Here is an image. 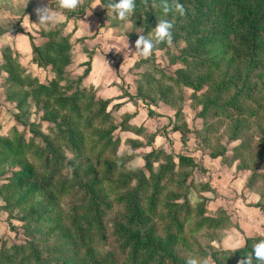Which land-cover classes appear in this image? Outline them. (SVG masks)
<instances>
[{
	"label": "rangeland",
	"instance_id": "rangeland-1",
	"mask_svg": "<svg viewBox=\"0 0 264 264\" xmlns=\"http://www.w3.org/2000/svg\"><path fill=\"white\" fill-rule=\"evenodd\" d=\"M24 1L26 0H0V12L4 15L1 23L3 27L19 24L18 20H22L24 9L29 10L28 7L25 8ZM96 2L97 0H81L77 9L71 10L74 14L67 16L65 21L50 28L40 25L32 28L30 41L41 50L40 54H43L41 63L37 67L31 68L29 59H27L29 61L19 59L20 55L12 45L14 41L11 35H7V38H10L8 45H5L9 47L4 49L3 54L4 57L11 58L7 67L13 74L9 76L1 65L0 139H7L9 144L0 140V250L6 248L12 251L13 245L30 241L31 234H33L32 244L43 247L42 250L55 240L65 241L66 236L60 238L61 228L49 233L47 230L58 223L63 228V220L55 217L62 215L65 219L72 207L81 204L80 200L84 193L77 188L73 170L79 174L78 178H82L83 173L90 169L93 177L99 178L111 202L104 216L107 239L103 241L96 239L87 250L75 248L65 251L63 255L74 257L78 262L85 251L92 255L110 251L113 258L118 256L119 261L123 260L127 257V252L121 253L116 236L112 233L114 223L119 219L123 220L124 202L119 200V194L131 189L133 191V187L138 183L137 171L140 169L149 176L142 155L151 148L170 150L174 156L184 151L193 157L196 164L193 171L190 168L184 171L188 176L182 186L163 180L160 185L165 186L166 190L156 194L158 199L155 205L149 204V200H144V196L140 199V202L144 203L146 217L153 215L151 210H155L157 214L162 210L165 213L167 202L181 204L184 198L189 201L190 205H187L191 208L190 212L182 211L179 217L182 222L181 227L175 226L174 220L160 215H156L151 220L155 224L154 231L159 235L164 234V230L170 225V230L167 231L177 236L174 250L180 257L184 259L193 255L206 257L209 264H213L210 256L212 251L225 250L228 244L238 238L242 240L247 236L245 233L252 232L253 228L256 230L257 227L256 234H263L264 237V181L261 179L264 176V155H262L264 154V111L248 117L238 128L234 125V119L225 118L221 110H217V115H210L209 112L205 118L206 122L199 117L203 106L211 102L219 92L222 86L221 77L224 75L223 71L215 69L216 63L211 64L212 60L204 56L202 50H209V56L218 55L223 50L226 52L225 56H229L235 43L231 37L232 32L226 30L221 32L220 16L223 14V7L219 10L210 9L206 4L200 23L192 27L193 31H189L182 26L185 22L193 20V17L200 15L198 0H179L184 8L183 15L173 9L166 16L162 13L161 0H136V9L129 18L133 27L125 33L126 22L114 20L111 9H106L102 4L92 8ZM4 11L9 15H5L7 13ZM162 17L173 25L171 44L162 43L153 49L148 59L137 60L133 52L134 41L141 33L150 34ZM25 26L27 27L26 24ZM218 32H220L219 36ZM49 33L53 34L57 53L47 47L50 41ZM178 33L181 35L177 37ZM209 37L215 41L220 40L225 46L212 45L213 41L208 40ZM3 44L4 39L0 38V46ZM194 46L198 48L197 52H194ZM58 53L57 64L53 66L51 61ZM260 55L264 58V48ZM65 59L69 63H66ZM252 61V59L248 60V66L242 72L241 78L248 75L254 66V71L249 74L251 87L258 83L255 92L261 91L257 98H263L264 77L256 75L258 64ZM87 68H89L87 76L78 83L77 78ZM178 70H184L183 74L188 76L187 80L196 84L197 89L176 83L174 80ZM232 70L231 68L229 72ZM19 71H23L27 78L36 79L46 85L58 79L62 89L57 97L69 99L72 104L75 100L74 104L80 107L81 113L76 112L70 105L69 108L74 111L70 115V109H64L65 105H68L67 100L57 106L51 101V105L48 103V108L56 109L59 115H56L52 122L48 121L43 111L45 96L36 98L32 93L34 88L27 85L28 82L33 83V80L10 87L15 74ZM102 79L104 82L101 81ZM6 91H8L7 96H13L17 101L9 100ZM82 92L83 96L80 94ZM91 94L109 100L107 107L111 117L109 120L117 124V128L112 131L114 136L112 138L119 142L113 143L112 147L107 149L101 143L99 132L96 130L99 127L107 129V123H102V119L94 117L95 106L89 109L85 106ZM139 108L143 110L144 121L146 115L160 116L161 118H156L154 121L157 126L151 121L142 124L141 120H133L132 116ZM211 110L216 109L211 107ZM52 114L53 112L51 116ZM90 120L94 121L92 127H89ZM64 121L76 124V132L72 134L74 138H80L82 133L83 141L76 144L75 151L69 139L63 143V139L60 140L56 136L59 134V129L64 128ZM137 122L141 125L136 126ZM124 124L132 130H121L120 126ZM174 125L183 130L184 140L180 133H172L171 129ZM169 126L171 129L168 128ZM184 126L188 129H184ZM234 129L238 136L244 137L248 142L246 146L240 148L239 157L236 159L233 157L232 149L239 146L241 141L232 140L235 138L232 133ZM47 134L53 147L60 151L56 152L54 158L56 160L47 166L46 170L51 171L53 182L58 183L57 187L64 185L66 192L50 200L47 199L48 191L44 190L30 192L25 197L26 189L11 187L15 173L24 169L26 161L32 164L33 168L40 170L45 155H33L36 147L29 153L22 151V144L18 140L34 143L44 150L45 143L41 135ZM157 135L161 137L157 138ZM210 152L216 156H209ZM259 152L261 154H258ZM217 153L222 154L217 155ZM214 159L216 161H213ZM160 160L164 162L162 156ZM153 164L157 166L156 162ZM111 167L113 171L110 170ZM127 179L130 180V187L124 185ZM153 182L152 179L147 181L149 185ZM150 194L151 192L148 191L144 195L146 197ZM168 194L180 196L174 201L170 198L166 199ZM197 204L206 208L207 210H204L209 215L198 214ZM41 206L48 211L42 215L43 221L39 224L21 219L32 208L39 209ZM205 216L216 218L218 226L214 224L216 222L203 223Z\"/></svg>",
	"mask_w": 264,
	"mask_h": 264
},
{
	"label": "trees",
	"instance_id": "trees-1",
	"mask_svg": "<svg viewBox=\"0 0 264 264\" xmlns=\"http://www.w3.org/2000/svg\"><path fill=\"white\" fill-rule=\"evenodd\" d=\"M51 3L52 7L56 6L58 0H51ZM198 3L199 4L197 7L200 15L198 14L196 17H193V20L188 23L185 22L182 28H188L187 30L193 31L192 27L200 23L202 12H204L203 8L206 4L207 7H210V9L219 10L220 7H223V14L220 16V20H222L220 21L222 30L221 32L224 30H226V32H232V40H235V43L229 52V56H225L226 52L223 50L222 52H219L218 55L212 54L210 56L209 50H202L204 56H208L212 60L211 64L216 63L215 69L223 71L224 75L221 77L222 82L220 85L222 86L219 89V92L215 98L211 100V102L206 103L203 106L199 117L205 121V118L209 112L210 115H217V110H221L224 112L225 118L234 119V125L236 128H238L239 125H242L246 122L248 117L256 116L258 115V112L264 111V97L257 98V95L261 94V91L255 92L256 88L258 87V83H255L254 87H251L252 81L249 78V74L254 71V66L248 75H246L244 78H241L242 72L246 69V66H248L247 62L250 59L253 60V63L257 62L258 64V72L256 75L258 77H264V58L262 55H260L261 50L264 48V0H211V2L209 0H198ZM60 11L68 17L74 14L71 12V10ZM180 28L181 26H179L178 29ZM219 33L220 32H218L217 35ZM179 35L181 34L178 33L177 37ZM48 36L50 39L49 44L47 45L48 49L51 48L53 52L57 53L58 50L56 49V42L52 38L53 34L49 33ZM208 40L213 41L212 45L215 44L217 46H225L223 42L220 40L215 41L212 37H209ZM31 49L32 62L39 66L43 54H40L41 50L33 43H31ZM197 51L198 48L194 46V52ZM58 57L59 53L55 55V58L53 61H51L53 66L57 64ZM10 60L11 58L4 57V62L2 64L3 71L9 76L13 74L12 70L8 69L7 67ZM220 60H222V62H220ZM65 62L69 63V61L66 59ZM202 62L204 63V60H202ZM231 68L233 70L229 72ZM88 72L89 68L85 69L83 74L80 75L76 81L80 83L82 78L87 76ZM183 72L184 70H178V75L174 81L178 84L182 83L185 86L191 87L194 90L197 89L196 84L189 82L187 80L188 76H185ZM30 80H33V83L28 82ZM24 82H28L27 85L34 88L32 93L36 98H39L42 95L45 96L43 111L44 114H46L45 118H47L48 121L52 122L55 116L59 115V111L56 109L51 110L48 108V103L51 105V101H54L53 104L57 106L61 105V103L64 104L67 100L68 103L66 104L68 105H65L64 109H70L69 106L72 105V109L78 113H81L80 107L74 104L75 100L72 104L70 102L71 100L69 101V99H64L60 96L57 97V95H60L62 89V87H60L58 84V79L52 80L46 85L39 83V81L36 79L27 78L23 71H19L17 74H15V78L10 83V87L15 84L21 85ZM262 85H264V83ZM262 88L264 89V87ZM7 92L8 91L5 92L6 96ZM80 94L83 96V92ZM7 98L12 101H17L13 96L10 95H8ZM108 105V99L95 97L92 94L89 98V101L85 105L87 109H89L91 106H95L96 108H94L93 111L94 117L102 119V123L106 122L108 125L107 129H101L100 127L96 129L99 132L98 135L101 138V143L104 144L105 149L112 147L113 143L116 144L119 142L117 139L112 138L114 137L112 131L117 128V124H113L112 121L109 120L111 117L110 111H107ZM209 106L210 109H208ZM211 107L216 110H211ZM51 112H53L52 116ZM69 112L70 115L74 113V111L71 109ZM63 119L65 120L66 118ZM93 123L94 121L90 120L89 127H92ZM120 129L132 130L131 128L125 126V124L120 126ZM184 129H188L187 126H184ZM171 130L172 132L176 131L180 133L182 135V140H184L182 129H179L178 126L174 125ZM74 132H76V124H69L68 121H64V128H60L59 134L56 136L60 140L63 139V143H66L69 139L71 142L70 145L75 151V149H77L76 144L83 141V136L81 133L80 138H74L72 136ZM232 133L235 137L232 138V140L239 139L241 141L239 146H236L232 149L233 157L236 159V157H239L238 151L240 148L246 146L248 142L244 137L241 138L238 136L235 129ZM48 135L49 134L41 135V138L45 143L44 150L39 145L35 146L34 143L29 144L23 140H18V142L22 144V151L29 153L34 147H36L33 155H45L44 162L40 165V170L33 168L32 164H29L26 161L24 169L15 173V177L12 182L13 186L11 187H20L22 190L26 189L24 194L25 197L30 192L32 193L34 191L44 190L45 192L48 191L47 199L50 200L66 192L65 186L61 185L60 187H57L58 183L56 181L53 182L54 179L51 176V171L46 170L47 166H50L56 160L54 159L56 152L58 150L60 151V149L53 147L52 142L50 141V136ZM0 140L5 141L6 144H9L7 139L1 138ZM221 154L222 153H217V155ZM258 154H261V152ZM262 155L264 154L262 153ZM161 156L163 157L164 162L160 160ZM209 156L215 157L216 154L210 152ZM142 159L144 160V167L148 171L149 176H147L145 172L140 169V171H137L139 173L137 176L138 183L133 187V191L131 189L124 192L123 194H119V200L121 199L120 201L124 202L122 214L123 220L119 219L113 225L112 233L116 236V240L118 241L121 248V253L124 254L127 252V257H125L123 260L119 261L117 259L118 256L113 258L110 251H106L100 255H92L90 252L85 251L83 257L81 256L78 262L74 257L69 258V256L65 257L63 255L65 251H71L75 248L87 250V247L91 246L92 242H94L96 239H99L100 241L107 239V225L105 223L104 216L106 209L111 206V202L109 201V198H107V193L105 192V189H103L99 178L93 177L94 175H92V171L88 169L83 173L82 178H78L79 174H77L75 170H73L72 173L74 179H76L75 183L78 186L77 188L84 193L80 200L81 204H76L74 207H72L70 212L66 214L65 219L62 217V215L55 217L56 219L63 220V228L60 227L58 223L51 229L47 230V233H49L57 228H61L60 235L62 236L60 238L66 236L65 241L55 240L50 244V246H46L42 250L43 247H39L37 244H32L33 234H31L32 239L30 241L26 242L25 244L13 245L11 247L12 251H9L6 248H1L0 264H33L34 262L37 264H185L186 259L180 257L174 250L177 236L175 233L173 235L167 231L170 230V225H168L164 230L165 235H159L154 231L155 224L152 223L151 220H153V217L156 215H160L161 217L170 218L172 221L174 220L176 224H173L175 226L181 227L182 222L179 217L181 216L182 211L187 213L190 212L191 208L187 205L189 204V201H187L185 198H182L183 202L181 204L178 202H167L165 206V213L162 210V214H157L155 210H151L153 215H148V217H146L144 215L143 209L144 203H141L140 199L141 196H144V200H149V204L151 203L152 205H155V202L158 199L156 194H160L162 190H166L164 189L165 186L160 185L161 182L163 180H167L182 186V184L187 180L188 176L187 172L184 171H186V168H190V170L193 171L194 167H196V164L190 154L183 152L182 154L174 156L170 150H166L164 148H160L159 150L151 148L148 152L143 153ZM154 162L157 163L156 167L153 164ZM110 170L113 171V168L111 167ZM151 179L154 182L152 185H149L147 181ZM261 179L264 181V176L261 177ZM124 185L125 187H130V180L127 179ZM4 187L7 188V186ZM148 191H150L151 194L145 197L144 194ZM55 192L57 195H55ZM179 196V194H172V196H169L168 194L166 199L170 198L175 201ZM42 208V206L39 209L35 207L34 209L32 208L27 214L22 216L21 219L28 220L34 224H39L43 221L42 215L48 211L47 208ZM197 209L198 214L209 215L204 210L206 208H202V205L200 207L198 205L196 207V210ZM169 212L172 214H169ZM60 213L62 214L61 211ZM207 221L211 222L212 224L216 222L214 224L218 226V220H216V218L212 219L211 216H208L202 220L203 223ZM200 226L202 225L200 224ZM65 227L66 230H64ZM63 231H65V233H63ZM177 233H179V231ZM259 238L262 237H244L243 246L232 253L225 250L212 251L210 255L212 263L237 264V262L242 259L244 255L251 252L252 245Z\"/></svg>",
	"mask_w": 264,
	"mask_h": 264
},
{
	"label": "clouds",
	"instance_id": "clouds-1",
	"mask_svg": "<svg viewBox=\"0 0 264 264\" xmlns=\"http://www.w3.org/2000/svg\"><path fill=\"white\" fill-rule=\"evenodd\" d=\"M27 2L28 0H26L25 4ZM80 2L81 0H58L56 8H53L49 5L47 0V3L41 4L34 9L37 16V21L35 23L40 26L58 25L65 18L58 10H75ZM97 4H102L106 9H111L112 18L114 20L126 22L124 24L125 33L129 32L128 29L133 27L132 21L129 18L136 9V0H97V2L92 5V8ZM161 8L164 16L173 9L181 15L184 13V8L179 3V0H171V3H169V0H161ZM172 27V23L162 17L150 34L145 35L141 33L138 35L134 41L135 50L133 51L136 59H148L153 49L160 44H171ZM69 158L71 159V157ZM242 246L243 241L235 240L233 243L226 246L225 251L232 253ZM185 264H209V260L206 257L193 255L186 258ZM237 264H264V237L259 238L252 245L251 252L244 255Z\"/></svg>",
	"mask_w": 264,
	"mask_h": 264
},
{
	"label": "crops",
	"instance_id": "crops-1",
	"mask_svg": "<svg viewBox=\"0 0 264 264\" xmlns=\"http://www.w3.org/2000/svg\"><path fill=\"white\" fill-rule=\"evenodd\" d=\"M25 2L26 1H24V3ZM29 2H30V5H28ZM45 3H47V0H28V2L26 3V7L25 8L28 7L29 10L24 9V14L22 13V15H23L22 16V20L24 22L22 23V20H20V21L18 20L19 24L17 26H15L16 24H14V25H10V26L7 25L6 27H3L1 25V23L4 20V18H3L4 15L0 12V27H1L0 28V38H3L4 39L3 46H0V70H1V65L4 62V58H3L4 57V54H3V51H4V49H6V48L9 47V46L6 47V45H8L7 43H8V39L10 37H12V40L14 41V42H12V45H14V49H15L16 53L18 55H20L19 56V59L21 61L23 59L24 60L29 59L30 60V63L29 64H30L31 68L32 67H37V65L32 62V49H31V41H30L31 38L29 36H30V34L32 35V32H31L32 28H35V27L37 28V26H38V24L35 23L37 21V16H36V14L34 12V9L37 6H39L41 4H45ZM48 3L51 6V0H48ZM23 5H25V4H23ZM4 12L7 13L6 11H4ZM60 14L65 17L64 20H63V21H65V19H66L67 16H65V14L62 13L61 11H60ZM5 15L8 16L9 14L7 13ZM26 21H28L29 23L27 24ZM25 24L27 25V27L25 26ZM53 26H55V25H48V26H44V27H49L50 28V27H53ZM7 35L8 36L11 35V36L7 38ZM29 60H27V61H29ZM21 64H22V62H21ZM101 81L104 82V79H102ZM137 110H138V112H136L134 114V116H132V119L133 120H141L140 123H142V124L144 122L145 123H150V121H151L152 123H155V125L157 126L156 122H154V121H155L156 118L157 119L161 118L160 116H157L155 114L146 115L147 117H146V119L144 118L145 119V121H144V120H142L143 119V117H142L143 110H141L140 108L137 109ZM168 115H170V114H168ZM138 123L139 122H137L135 125L136 126L141 125V124H138ZM143 127H144V125H143ZM168 128L171 129L170 126ZM174 133L175 134L176 133L179 134L176 131H174ZM159 137H161V136L157 135V138H159ZM183 152H181L180 154H182ZM213 161H216V160L214 159ZM260 219H262V218H260ZM261 228L262 227H260L259 229H261ZM241 230H242V228H241ZM256 231H257V227H256V230L253 228V231L252 232L249 231V232H246L245 234L247 236H261V237L263 236V234H258V233L256 234ZM261 231H262V229H261ZM244 237H246V236H244ZM237 240H241V239L238 238ZM243 240H244V238H242L241 241H243Z\"/></svg>",
	"mask_w": 264,
	"mask_h": 264
}]
</instances>
